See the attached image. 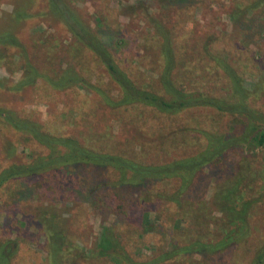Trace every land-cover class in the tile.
I'll return each mask as SVG.
<instances>
[{
  "label": "rangeland",
  "instance_id": "obj_1",
  "mask_svg": "<svg viewBox=\"0 0 264 264\" xmlns=\"http://www.w3.org/2000/svg\"><path fill=\"white\" fill-rule=\"evenodd\" d=\"M259 0H196L189 9L164 12L157 0H76L82 14L102 35L113 38V50L120 66L139 85L157 86L161 71L158 39L150 16L164 24L183 60L181 71L187 83L216 95L224 93L226 79L205 51L228 54L242 72L249 90L264 79V1L246 18L232 20V10ZM46 0H0V32L11 29L26 48L29 59L41 71L56 74L73 66L112 95H116L104 68L90 51L81 50L62 22L53 20ZM123 36L121 42L119 37ZM16 49L1 52L0 107L23 118L40 121L53 134L73 136L105 152L125 155L142 163L163 164L196 154L207 140L202 132L239 133L242 123L211 108H196L175 115L159 113L143 106L110 108L96 92L82 88L53 89L46 81L15 89L22 78ZM252 105L264 112V89H257ZM231 153L226 170H207L205 200L207 222L202 226L191 220L190 208L184 213L176 203L158 198L176 191L178 182L167 181L142 188H124L115 193L102 189V203L93 187L102 180H117L110 170L67 168L51 175L29 180H13L0 189V243H15L12 264H115L97 257L96 245L104 226L113 227L137 260H146L158 249L168 248L171 231L183 241L189 232L217 237L222 230V212L217 199L228 178L229 167L248 156L254 169L264 162V151ZM47 150L15 131L0 119V171L11 164H22ZM231 163V164H230ZM86 180L87 183H80ZM93 184V186H91ZM83 190H82V189ZM204 186L194 188L200 197ZM27 192L28 193H24ZM258 194V191H256ZM114 198L112 204L110 198ZM98 204L94 205V199ZM147 198V201L144 199ZM118 202L123 206L120 208ZM111 204V205H110ZM145 211L151 213V232L142 227ZM189 211V212H188ZM185 215V216H184ZM195 223V224H194ZM248 238L218 257L186 256L163 264H255L264 249V203L251 218ZM62 233V250L56 252L55 237ZM60 244V240H59Z\"/></svg>",
  "mask_w": 264,
  "mask_h": 264
},
{
  "label": "trees",
  "instance_id": "obj_2",
  "mask_svg": "<svg viewBox=\"0 0 264 264\" xmlns=\"http://www.w3.org/2000/svg\"><path fill=\"white\" fill-rule=\"evenodd\" d=\"M46 1L51 18L62 22L79 49L90 51L100 62L117 94L112 95L108 90L94 84L73 66H67L53 75L41 71L29 59L26 48L17 34L11 29H6L0 32L1 52L8 51L9 48L16 49L12 58L18 56L21 59L19 63L23 72L22 78L15 84V89L33 86L42 79L58 91L76 87L96 92L103 98L106 105L113 109L143 106L159 113L175 115L196 108H211L220 114L234 117L236 123H242L243 130L228 134L202 132L208 145L196 154L163 164L142 163L125 155L95 149L73 136L53 134L47 131L40 121L20 117L12 110L0 107V119L5 124L25 134L30 140L47 150L46 155L33 156L27 162L13 163L3 168L0 171V189L13 180H29L51 175L70 167L74 170L82 167L104 172L110 170L117 174V180L115 182L102 180L91 190V193L101 198L98 200L102 203L106 200L107 204V197L97 194L102 189L114 192L115 197H118L119 192L124 188H142L153 183L175 180L178 182L176 191L170 195H160L158 198L176 203L184 213H187L186 209L190 208L191 220L204 229L209 223L205 200L208 178L206 171L209 170L212 173L214 170L217 173L218 170H226L231 160V153L237 150L252 152L255 155L252 158L256 160V151L258 149L264 151V112L252 105V97L258 93L256 90L264 89V79L257 84L254 91L249 90L242 72L232 64L229 55L213 52L207 47L205 51L209 58L214 61L217 70L225 76L224 93L216 95L214 92L194 87L187 83L188 77L183 78L185 73L180 75L184 64L178 55L169 29L150 16L151 25L155 29L152 38L158 39L161 71L155 88L139 85L120 66L117 54L112 49V36H104L93 28L90 20L77 7L76 0ZM195 1L157 0L159 9L164 12L187 10L196 3ZM263 1L259 0L243 9L236 7L232 10V20L238 22L246 18L253 10L261 6ZM118 40L121 42L124 37L121 36ZM3 58L4 56L0 57V59ZM0 86L4 87L1 82ZM248 159L249 157L246 156L241 159L240 164L229 167V170L235 167L236 169L226 181L223 190L221 188L217 198L219 199L218 209L223 214V232L217 233V237L213 238L210 234L201 232L197 235L189 232L188 237L183 241H175L177 236L172 230L173 236L168 248L158 249L154 255L140 261L127 250L113 227L104 226L97 241L95 255L110 258L115 264H163L186 256L218 257L236 246L251 235L253 227L251 218L258 206L264 203V162H259V168L254 169ZM80 183H87V181L80 180ZM202 186L204 189L200 197H194L192 195L194 188ZM24 193L28 191L22 194ZM114 198H110L111 204ZM118 199L119 197L115 198V201ZM144 201H147V198ZM93 204H98L96 198ZM118 204L123 209L119 202ZM152 221L151 213L145 211L142 223L145 232L154 230ZM55 241L53 246L56 248L55 251L59 252L62 250V233L57 234ZM15 250V243L12 244L10 241L0 243V264H12ZM255 264H264V249L258 254Z\"/></svg>",
  "mask_w": 264,
  "mask_h": 264
}]
</instances>
